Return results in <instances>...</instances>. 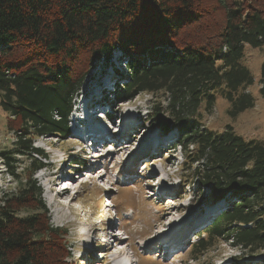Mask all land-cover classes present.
Listing matches in <instances>:
<instances>
[{"label": "trees", "instance_id": "1", "mask_svg": "<svg viewBox=\"0 0 264 264\" xmlns=\"http://www.w3.org/2000/svg\"><path fill=\"white\" fill-rule=\"evenodd\" d=\"M246 48H264V0H0V109L15 138L0 157L16 163L15 188L0 195V264H68L66 231L50 225L33 179L47 156L32 140L66 138L83 81L115 50L125 75L111 99L162 94V106L150 104L149 123L176 132L180 167L223 200L190 258L219 240L264 250V143L231 125L213 133L199 113L211 111L217 96L231 120L254 107ZM259 86L264 99V61Z\"/></svg>", "mask_w": 264, "mask_h": 264}, {"label": "rangeland", "instance_id": "2", "mask_svg": "<svg viewBox=\"0 0 264 264\" xmlns=\"http://www.w3.org/2000/svg\"><path fill=\"white\" fill-rule=\"evenodd\" d=\"M263 61L264 48L245 49L243 62L253 77L248 93L255 100L254 107L231 120L226 114L227 101L217 96L211 111L199 112L207 130L220 134L226 125H231L246 140L264 143V99L259 94ZM121 75H125V66L115 50L107 61L94 64L72 102V112L77 106L80 110L88 106V117L82 120L81 111L69 115L65 139L43 136L32 140V147L47 155V167L35 173L33 179L41 191L50 225L66 231L68 264H264V250L242 252L222 240L213 243L199 260L190 258V248L199 241L198 235L224 211L223 200L214 197L209 186L196 181L191 170L180 167L183 153L178 147L166 150L174 144L176 132H162L149 123L150 104L162 106V94L156 99L141 94L121 103L111 99ZM92 100L101 105L90 109ZM5 122L6 115L0 109L1 150L11 149L15 140ZM89 122L97 127L96 131L102 128L106 134L94 147L78 136ZM143 141L149 146L142 145ZM119 142L125 146L123 152L105 156L111 147L102 148ZM16 159L24 163V159ZM76 161L80 165L74 164ZM14 166L15 162L7 164L0 157V195L15 188V178L9 173ZM153 172L157 178L149 177ZM153 182L158 186L150 188ZM61 189L68 192L60 196ZM102 196L111 202L107 211L100 205ZM86 224L99 230L83 236ZM102 228L110 246L120 245L111 253H105L110 246L93 247V236ZM92 250L101 253L91 254Z\"/></svg>", "mask_w": 264, "mask_h": 264}, {"label": "bare ground", "instance_id": "3", "mask_svg": "<svg viewBox=\"0 0 264 264\" xmlns=\"http://www.w3.org/2000/svg\"><path fill=\"white\" fill-rule=\"evenodd\" d=\"M99 83H100V80H99V82H97L96 84H95V86H97L95 89H97L98 87H99ZM95 86H93V88L95 87ZM92 87V86H91ZM90 87V88H91ZM92 89V88H91ZM90 93V92H89ZM83 97H84V95H83ZM86 99V98H85ZM87 101V100H86ZM79 102H77V104H78ZM80 104V103H79ZM85 105V104H84ZM77 106V105H76ZM77 111V112H76ZM80 111V109H79V107L77 106V108H76V110H75V113H80L79 112ZM89 111V110H88ZM88 116H87V113L86 114H84V117L83 118H81L82 120L83 119H86ZM132 124V123H131ZM89 125V126H88ZM86 135H88V136H97L98 134H100V136H98L100 139H104L105 138V136H106V134H105V132H104V130L101 128L100 130H97L96 131V129H97V127L96 126H90V122L87 124V126H86ZM120 134V133H119ZM120 136V135H119ZM134 139V138H133ZM106 140V139H105ZM121 140V137H119V140L118 141H120ZM102 141V140H101ZM133 141V140H132ZM147 143V141H143L142 142V145H146V146H149L148 144H146ZM94 145H95V143H94ZM110 146L111 148H110V151H109V153H106L105 154V156H113V155H115L116 153H118V152H120V151H122L123 149H124V147L125 146H123V145H121L120 144V142H119V144H117V145H111L110 143H107V145L105 146V147H103L102 148V150H104V149H106V147L107 146ZM101 146V145H100ZM98 147V146H97ZM100 148V147H99ZM136 150V149H135ZM137 151V150H136ZM123 152V151H122ZM138 152V151H137ZM96 154H98V153H95V155ZM92 156V155H91ZM123 157V156H122ZM152 162H155V160H152ZM133 166V165H132ZM134 167V166H133ZM132 167V168H133ZM156 172H153V173H151L150 174V176L149 177H152V179L153 178H155L156 177ZM157 178V177H156ZM155 186H158V183L157 182H153V183H150V188L151 187H155ZM66 192H68V189H61L60 190V192H59V195L61 196V195H64ZM58 198H59V196H58ZM60 198H62V197H60ZM188 220L190 219V217H191V215L190 214H188ZM187 220V221H188ZM97 231V230H99L98 228H94V227H92V228H89V231H88V233H86L87 234V236H89V234H90V231ZM102 231V230H101ZM166 240V239H165ZM120 247V245H111L108 249H107V252H109V253H111L113 250H115V249H118ZM121 254V252L119 253V255ZM118 255V256H119ZM117 255H115V257L117 258L118 257ZM121 263H122V261H121Z\"/></svg>", "mask_w": 264, "mask_h": 264}]
</instances>
